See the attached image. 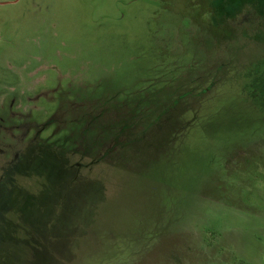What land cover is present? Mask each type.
I'll return each mask as SVG.
<instances>
[{
    "label": "rangeland",
    "instance_id": "rangeland-1",
    "mask_svg": "<svg viewBox=\"0 0 264 264\" xmlns=\"http://www.w3.org/2000/svg\"><path fill=\"white\" fill-rule=\"evenodd\" d=\"M213 5L0 0V264H264V17Z\"/></svg>",
    "mask_w": 264,
    "mask_h": 264
},
{
    "label": "trees",
    "instance_id": "trees-1",
    "mask_svg": "<svg viewBox=\"0 0 264 264\" xmlns=\"http://www.w3.org/2000/svg\"><path fill=\"white\" fill-rule=\"evenodd\" d=\"M214 1V8H215V14H225L226 17H233L237 11L240 12L241 11V7L243 5H245L246 3L247 4H250L251 7L253 8H256L257 11H258V14L261 16V17H264V0H240V3L238 4V7L236 6H227L226 3H220L218 2L217 0H213ZM222 12V13H221Z\"/></svg>",
    "mask_w": 264,
    "mask_h": 264
}]
</instances>
